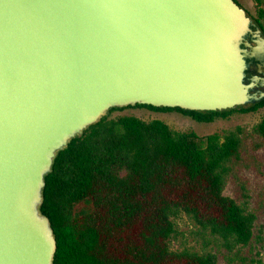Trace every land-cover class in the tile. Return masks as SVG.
<instances>
[{
	"label": "water",
	"instance_id": "1",
	"mask_svg": "<svg viewBox=\"0 0 264 264\" xmlns=\"http://www.w3.org/2000/svg\"><path fill=\"white\" fill-rule=\"evenodd\" d=\"M263 101L264 33L235 0H0V264H54L46 178L113 109Z\"/></svg>",
	"mask_w": 264,
	"mask_h": 264
},
{
	"label": "trees",
	"instance_id": "2",
	"mask_svg": "<svg viewBox=\"0 0 264 264\" xmlns=\"http://www.w3.org/2000/svg\"><path fill=\"white\" fill-rule=\"evenodd\" d=\"M252 1L264 33V0ZM261 108L264 101L223 112L137 105L110 114L147 109L211 124ZM252 131L264 148V119ZM244 135L237 128L200 139L133 116L109 115L89 127L46 178L42 211L57 238L54 264H218L212 252L174 248L181 216L216 241L248 246L257 217L247 190L242 202L225 194L230 179L252 167Z\"/></svg>",
	"mask_w": 264,
	"mask_h": 264
},
{
	"label": "rangeland",
	"instance_id": "3",
	"mask_svg": "<svg viewBox=\"0 0 264 264\" xmlns=\"http://www.w3.org/2000/svg\"><path fill=\"white\" fill-rule=\"evenodd\" d=\"M250 18L257 19L252 0H237ZM110 117L133 116L144 121L161 120L177 132L195 133L200 139L210 135H224L237 128L244 130L247 155L251 156L252 167L243 169L228 182L225 194L238 202L244 201L242 187L247 190L249 206L257 217L254 235L246 247L228 245L222 239L213 237L209 231H202L188 217L176 220L177 235L173 240L175 249H189L197 252L209 251L217 255L218 264H264V148L253 128L264 119V108L250 113H235L227 119L214 123H198L181 113H156L147 109H126L109 114Z\"/></svg>",
	"mask_w": 264,
	"mask_h": 264
},
{
	"label": "flooded vegetation",
	"instance_id": "4",
	"mask_svg": "<svg viewBox=\"0 0 264 264\" xmlns=\"http://www.w3.org/2000/svg\"><path fill=\"white\" fill-rule=\"evenodd\" d=\"M260 67H261V66H260ZM260 67L258 66V67H256V69H259Z\"/></svg>",
	"mask_w": 264,
	"mask_h": 264
}]
</instances>
